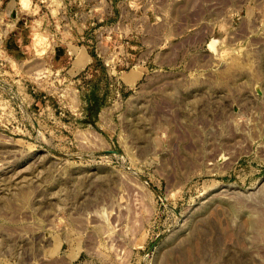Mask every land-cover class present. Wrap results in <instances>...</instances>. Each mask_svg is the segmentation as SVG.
Segmentation results:
<instances>
[{"label":"rangeland","instance_id":"rangeland-1","mask_svg":"<svg viewBox=\"0 0 264 264\" xmlns=\"http://www.w3.org/2000/svg\"><path fill=\"white\" fill-rule=\"evenodd\" d=\"M0 264H264V0H0Z\"/></svg>","mask_w":264,"mask_h":264}]
</instances>
